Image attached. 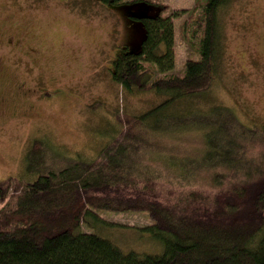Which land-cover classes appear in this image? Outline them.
Returning a JSON list of instances; mask_svg holds the SVG:
<instances>
[{"label": "rangeland", "instance_id": "rangeland-1", "mask_svg": "<svg viewBox=\"0 0 264 264\" xmlns=\"http://www.w3.org/2000/svg\"><path fill=\"white\" fill-rule=\"evenodd\" d=\"M141 1L161 6V16H173L174 23V68L162 73L146 64L150 70L145 80L151 87L158 78L183 76L187 60L198 59L197 46L188 40L197 43L203 34L201 0ZM137 8H117L102 0H0V180L21 178L23 184L36 179L28 173L26 160L34 141H43L48 148L40 170L59 171L74 159L95 160L110 144L142 132L137 119L167 101L168 95L153 88L129 91L112 74L125 41L138 42L144 36L143 27L128 16ZM218 15V69L210 88L204 95L168 104L167 113L189 118L171 124L183 125L175 134L146 135L142 140V150L149 152L150 166L159 169L158 174L179 172L178 166L164 169L159 158L166 155L158 152L172 153L193 167L206 148L202 125L223 118L238 125L227 128L231 138L240 127L249 128L245 136L240 131L245 138L234 141L236 157L245 160L246 168L239 172L246 174L251 165L264 164V0H230ZM213 107L226 108L230 115L210 112L209 118ZM219 168L216 164L200 170L197 181H192L195 188L190 184L186 191L157 180L156 197L161 200L169 191L177 195L192 190L204 192L210 200L224 197L227 190L217 189L228 188L232 179L216 185L212 174L221 172ZM187 176L193 178L194 172ZM15 186L12 181L6 188L0 209L14 206ZM97 213L114 227L102 226L103 233L89 226L88 232L106 236L125 252L161 251L160 244L142 231L152 223L147 212Z\"/></svg>", "mask_w": 264, "mask_h": 264}, {"label": "trees", "instance_id": "trees-1", "mask_svg": "<svg viewBox=\"0 0 264 264\" xmlns=\"http://www.w3.org/2000/svg\"><path fill=\"white\" fill-rule=\"evenodd\" d=\"M102 1L117 8L138 7L128 16L145 33L136 50L122 45L112 68L115 80L129 91L153 88L169 97L137 119L142 132L105 147L97 160L74 159L59 171L40 170L48 148L43 141H34L26 160L28 173L36 179L23 184L21 178L0 180V199L6 197L12 181L18 192L13 207L0 209V264H264V164L251 165L241 174L245 160L236 157L234 144L249 128L240 127L244 136L238 131L231 138L227 128H237L236 123H226L225 118L204 123L206 148L193 167L172 153L158 152L166 155L159 158L164 169L178 166L173 176L165 170L158 174L141 146L146 135H171L183 126L171 124L188 122L187 116L167 113L169 103L204 95L210 88L218 69V14L230 0H201L203 34L197 43L188 40L197 46L198 59L187 60L183 76L158 78L151 87L145 80L147 66L152 64L162 73L174 68L173 16L162 17L161 6L140 0ZM210 112L230 115L221 107L209 111L212 118ZM216 164L222 170L212 174L216 185L222 186L229 176L232 179L228 188L217 189L227 190V195L210 200L204 192H184L190 184L195 188L192 181H197L200 170ZM193 172L189 178L187 173ZM157 180L184 191L177 195L169 191L158 200ZM103 210L147 212L152 223L142 231L160 244L161 251L125 252L106 236L88 232L89 226L103 233L102 226L114 227L98 215Z\"/></svg>", "mask_w": 264, "mask_h": 264}, {"label": "flooded vegetation", "instance_id": "flooded-vegetation-1", "mask_svg": "<svg viewBox=\"0 0 264 264\" xmlns=\"http://www.w3.org/2000/svg\"><path fill=\"white\" fill-rule=\"evenodd\" d=\"M136 26H138V27H141L140 25H138V24H136ZM142 40V38L140 39V41ZM126 43H124L123 45H125V44H130V46H132L133 47V49L134 50H136L137 49V47H136V43L138 44V42L135 40V39H132V40H130V38H128V40L127 41H125ZM132 42H134V43H132Z\"/></svg>", "mask_w": 264, "mask_h": 264}, {"label": "water", "instance_id": "water-1", "mask_svg": "<svg viewBox=\"0 0 264 264\" xmlns=\"http://www.w3.org/2000/svg\"><path fill=\"white\" fill-rule=\"evenodd\" d=\"M159 12V11H158ZM145 34V33H144Z\"/></svg>", "mask_w": 264, "mask_h": 264}]
</instances>
